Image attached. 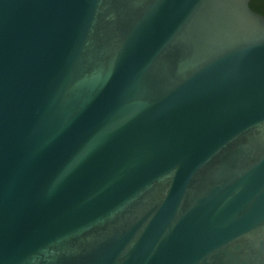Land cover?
Here are the masks:
<instances>
[{
  "label": "water",
  "instance_id": "1",
  "mask_svg": "<svg viewBox=\"0 0 264 264\" xmlns=\"http://www.w3.org/2000/svg\"><path fill=\"white\" fill-rule=\"evenodd\" d=\"M249 2L0 0V264H264Z\"/></svg>",
  "mask_w": 264,
  "mask_h": 264
},
{
  "label": "trees",
  "instance_id": "2",
  "mask_svg": "<svg viewBox=\"0 0 264 264\" xmlns=\"http://www.w3.org/2000/svg\"><path fill=\"white\" fill-rule=\"evenodd\" d=\"M249 6L256 12L262 14L264 16V10L261 8L259 4V0H250Z\"/></svg>",
  "mask_w": 264,
  "mask_h": 264
},
{
  "label": "flooded vegetation",
  "instance_id": "3",
  "mask_svg": "<svg viewBox=\"0 0 264 264\" xmlns=\"http://www.w3.org/2000/svg\"><path fill=\"white\" fill-rule=\"evenodd\" d=\"M259 4H260L261 8L264 10V0H259Z\"/></svg>",
  "mask_w": 264,
  "mask_h": 264
}]
</instances>
